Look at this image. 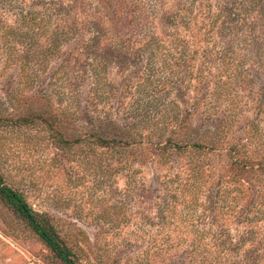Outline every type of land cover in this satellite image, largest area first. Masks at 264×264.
Instances as JSON below:
<instances>
[{
  "label": "rangeland",
  "instance_id": "obj_1",
  "mask_svg": "<svg viewBox=\"0 0 264 264\" xmlns=\"http://www.w3.org/2000/svg\"><path fill=\"white\" fill-rule=\"evenodd\" d=\"M123 1L0 0L2 27L22 26L11 2L52 14L36 21L31 48L30 37L20 43L0 31V174L51 218L78 264H264V81L250 77L252 60L239 63L248 47L235 46L226 64L222 20L211 19L217 0L194 11L185 55L167 50L165 32L166 15L182 0ZM93 21L115 47L134 49L121 55L128 63L121 58L99 77L86 52ZM58 25L70 38L55 50ZM257 33L264 38L262 26ZM146 35L163 40L156 54L136 51ZM170 72L181 77L176 84ZM143 119L134 134L142 143L100 146V137L116 143L119 129ZM198 133L217 136V148H175ZM230 149L251 158L247 171ZM225 237L231 253L217 246ZM0 264H63L1 200Z\"/></svg>",
  "mask_w": 264,
  "mask_h": 264
},
{
  "label": "trees",
  "instance_id": "obj_2",
  "mask_svg": "<svg viewBox=\"0 0 264 264\" xmlns=\"http://www.w3.org/2000/svg\"><path fill=\"white\" fill-rule=\"evenodd\" d=\"M104 1V0H100ZM127 0L123 1V4ZM178 2L176 5L173 4L174 7L171 11H174L172 13H169L166 15V26L167 31L166 32V48L167 50L172 51H179L180 54L185 55L190 50V47L192 46L188 40H186L183 36V30L184 32H189L194 28L197 24V14L193 16L194 11L198 10V13L201 12V7L205 0H185V2ZM209 1V0H207ZM113 0H107V3L112 5ZM217 6L218 8L213 13V17L211 19L218 20L221 22V35L220 38L225 41V44L227 45L228 49H224L222 53V58L224 57V60L226 61V64L235 61V58H233V54L235 53V46L239 44H245L247 50L245 51L246 54H244L240 58V64H243L247 61L252 60L254 62V67L256 69L254 70V73L250 75V77L256 78L260 80V82L264 81V38H262L257 33L258 26H262L264 28V0H224V4H220L219 0H217ZM170 3L166 2V7L169 6ZM114 6H111L110 9H113ZM208 7H211L208 4ZM9 13L13 12V15L16 19V22H20L21 25L18 27H2L0 25V31L6 30L4 34L8 37L11 36L15 38L17 41H20V43L25 42L26 38L30 37L29 42H26V46L28 48H31L35 43L34 37L37 34L36 30L38 23L37 20H40L39 22H44L46 17L45 15L50 9L47 8L45 12H37L33 10H26L22 7H20L17 2H11L9 3V6H7ZM57 9V10H56ZM53 10V9H51ZM54 10L57 11V15H61V11L65 10V8L58 4V7H54ZM213 11H211L212 13ZM50 16V19L48 21H51L52 14L48 12ZM118 18H122L120 15H118ZM123 23V22H121ZM32 24V26H31ZM87 29L93 30V34L90 37V40L87 42L86 46V52L89 54V56L92 58L93 62L96 64L95 73L98 75H102L101 70L106 69L109 64H118L120 61H122L121 58L126 60L125 62H129L130 59L122 57L121 55L124 54V52L129 53V51H134V49L131 47L128 48L127 51H124L123 47H115V43L109 41L112 38H109L106 29L104 30L101 28L96 21L90 22ZM210 31H206V34L203 36L207 38ZM197 34L202 35L200 30L197 32ZM55 39L54 42H52L53 48L55 50L59 49L61 46L62 41H66L70 38L69 32L67 30H60V26L58 25L57 28L54 30ZM147 37V35H146ZM147 38H150L147 40ZM146 40L143 42L142 48H139L138 52H144V53H150V54H156V52L159 50V48L163 45V40L158 38V36H149ZM23 40V41H22ZM124 45V44H123ZM121 45V46H123ZM229 47L231 49H229ZM121 52V53H120ZM121 56V57H120ZM102 58V59H101ZM183 59V58H181ZM105 63V65H102V61ZM168 61V59H166ZM224 61V62H225ZM123 62V61H122ZM94 68V69H95ZM169 68V67H168ZM186 71H188V74L192 75V70L189 69L187 66ZM235 73L236 70L232 69V73ZM177 73V72H176ZM176 73H173L167 77V80H173L172 82L176 84L178 82L179 77L178 73L176 76ZM203 76L204 73L200 72ZM231 75V74H230ZM229 75V76H230ZM236 79H238L240 76L236 75ZM98 83H102V80H97ZM220 89L226 84V82L219 81ZM98 87V84H96ZM99 88V87H98ZM101 88H99L100 90ZM219 91V90H218ZM222 96V93H218V97L215 98L216 101H218ZM172 102V101H171ZM172 104V103H170ZM176 105V103H175ZM197 105V104H196ZM172 106V105H171ZM177 106V105H176ZM175 106V107H176ZM155 106L153 105V108ZM173 108V107H172ZM178 108V106H177ZM149 111L151 110V106L147 105L144 107L143 111ZM187 111V110H186ZM190 112L185 113V117ZM137 116V115H136ZM135 116V117H136ZM180 112L174 113L172 116L173 119H180ZM211 118V116L206 117ZM212 119V118H211ZM210 119V120H211ZM210 120L206 121L209 122ZM224 121V120H223ZM222 121V123H223ZM144 119L140 120L139 122H135L134 125L127 128H121L120 131V140H115L116 143H113L114 141L110 140L109 138H103L100 137L98 141H100V146L111 148V146L119 144H123L126 146H130L132 144L136 143H142L143 141L135 138V133L140 129L141 124H143ZM211 124H214L213 122H210ZM217 126V125H216ZM215 129V128H214ZM208 131V130H207ZM218 134V133H217ZM216 134V135H217ZM198 141H193V144H187L188 146H176L178 151H184L186 149L191 150H206V149H212L215 150L217 148L216 139L217 136L209 137L207 134L198 133ZM172 138H167V143H172ZM189 143V142H187ZM113 144V145H112ZM230 155L233 160V163L235 165H238L240 169L242 170H248L249 166L248 164L251 161L250 157L241 156L238 154L235 149H230ZM262 159V158H261ZM252 162V161H251ZM259 165L261 167H264V158L261 161V164L259 162ZM197 164L190 168L191 173V179L195 180L196 176L200 174L199 170L197 169ZM203 173V172H202ZM192 183H189L187 185V188H191ZM0 200L4 202L6 205H8L14 212L17 214L22 220L26 222V224L31 228V230L38 236V238L49 248V250L52 252V254L60 260L63 264H78L75 260V255L72 252V250L69 248V246L66 244L65 240L62 238L60 233L58 232L57 228L55 227L54 223L52 222L51 218L47 214H41L36 212L28 203V201L25 199L22 193L17 192L13 188L9 187L2 175L0 174ZM229 238V237H228ZM228 238L225 237L224 240L219 242L217 246L219 247V250L227 251V253H231L233 251V248H231V244L228 242Z\"/></svg>",
  "mask_w": 264,
  "mask_h": 264
}]
</instances>
